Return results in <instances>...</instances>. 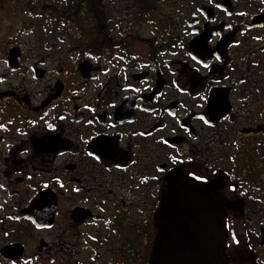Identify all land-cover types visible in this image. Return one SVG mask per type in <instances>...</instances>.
Wrapping results in <instances>:
<instances>
[{
  "label": "flooded vegetation",
  "instance_id": "1",
  "mask_svg": "<svg viewBox=\"0 0 264 264\" xmlns=\"http://www.w3.org/2000/svg\"><path fill=\"white\" fill-rule=\"evenodd\" d=\"M0 14V264L189 262L170 217L188 183L224 264H264V0Z\"/></svg>",
  "mask_w": 264,
  "mask_h": 264
},
{
  "label": "water",
  "instance_id": "2",
  "mask_svg": "<svg viewBox=\"0 0 264 264\" xmlns=\"http://www.w3.org/2000/svg\"><path fill=\"white\" fill-rule=\"evenodd\" d=\"M170 211L172 218H188V221L174 222L172 236L182 232L194 233L192 241L195 247L187 258L190 261L183 264H224L219 249V211L200 185H185L184 190L174 199ZM155 264H162L159 249L155 255Z\"/></svg>",
  "mask_w": 264,
  "mask_h": 264
},
{
  "label": "trees",
  "instance_id": "3",
  "mask_svg": "<svg viewBox=\"0 0 264 264\" xmlns=\"http://www.w3.org/2000/svg\"><path fill=\"white\" fill-rule=\"evenodd\" d=\"M26 0H0V13L6 12L7 15H11L12 10L18 9L19 2H25ZM2 14H0V17Z\"/></svg>",
  "mask_w": 264,
  "mask_h": 264
},
{
  "label": "rangeland",
  "instance_id": "4",
  "mask_svg": "<svg viewBox=\"0 0 264 264\" xmlns=\"http://www.w3.org/2000/svg\"><path fill=\"white\" fill-rule=\"evenodd\" d=\"M8 24H11V19L5 18L4 21H3V24H1L0 30H2L3 27L5 25H8ZM12 24H14V23H12Z\"/></svg>",
  "mask_w": 264,
  "mask_h": 264
}]
</instances>
